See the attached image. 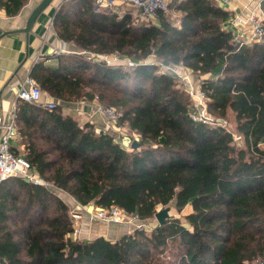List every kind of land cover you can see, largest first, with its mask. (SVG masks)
Returning <instances> with one entry per match:
<instances>
[{
	"label": "trees",
	"instance_id": "obj_1",
	"mask_svg": "<svg viewBox=\"0 0 264 264\" xmlns=\"http://www.w3.org/2000/svg\"><path fill=\"white\" fill-rule=\"evenodd\" d=\"M29 0H0L17 15ZM171 18L137 22L94 0H66L54 27L77 51L42 61L31 77L52 98H97L136 133L131 148L68 106L18 99L14 152L82 205H117L147 220L175 200L186 221L135 228L116 240L72 238L68 204L45 186L9 176L0 182V264H255L264 259V37L235 39L232 12L216 0H178ZM84 52V53H82ZM89 53L119 54L134 66ZM153 58V61L149 59ZM157 61L196 75L214 123L191 118L194 103ZM233 116L235 131L217 120ZM242 138V145L237 142ZM170 213V212H169Z\"/></svg>",
	"mask_w": 264,
	"mask_h": 264
},
{
	"label": "built area",
	"instance_id": "obj_2",
	"mask_svg": "<svg viewBox=\"0 0 264 264\" xmlns=\"http://www.w3.org/2000/svg\"><path fill=\"white\" fill-rule=\"evenodd\" d=\"M226 4L232 0H220ZM99 8L108 9L111 13L118 17H123L127 13H131L137 22L155 23L159 13L165 15L172 14L171 2L169 0H94ZM227 25L233 30L235 39L252 43L260 41L264 37V8L262 5L255 7L247 15H238L231 19ZM244 32L246 35L244 36ZM64 49L56 50L55 52H63ZM68 52V51H66ZM75 52V51H70ZM84 53V52H82ZM88 58L94 61H102L106 64H123L125 66H134L137 64L130 58H122L119 54L110 56L106 53H89ZM161 72L172 73L176 81H181L185 84V89L189 93L193 103L194 109L191 113V118L196 122L214 123V118L207 111V100L204 92L197 82L192 80V72L186 70L182 66H174L169 63L157 61ZM18 98L35 104H40L47 109L57 107L59 101L52 98L47 92L36 83V81L28 76L20 86L17 92ZM71 106H68L70 110ZM95 113L100 116L101 125L98 129L105 132H110L117 124L120 112L114 106H107L101 102L95 104ZM222 126L227 127L226 121L223 119L217 120ZM111 129V130H110ZM18 133L15 121V111L8 121L0 118V182L9 176L15 175L24 178L26 181L53 189L52 182L46 180L36 168H34L29 160L17 155L13 147L17 140ZM120 140V138L116 137ZM121 141V140H120ZM126 145V144H125ZM78 212L72 213L74 229L71 232L72 238L79 236L82 219L86 215L90 221H100L107 224H122L129 223L133 225V229L149 228L145 220L140 219L136 213H128L121 207L113 205L108 209L97 208L90 209L89 205H82L78 203ZM80 207V208H79Z\"/></svg>",
	"mask_w": 264,
	"mask_h": 264
},
{
	"label": "crops",
	"instance_id": "obj_3",
	"mask_svg": "<svg viewBox=\"0 0 264 264\" xmlns=\"http://www.w3.org/2000/svg\"><path fill=\"white\" fill-rule=\"evenodd\" d=\"M41 1L29 0L15 16H7L0 11V118L4 121L11 119L19 99L17 95L18 89L24 82V79L31 75L32 70L38 63L45 61L46 63L54 64L55 60L48 57L58 54L55 51L62 48L64 51L60 53H72L70 51L78 50L75 44L64 41L57 35L53 23L56 11L66 0H53L40 14L31 31L29 33L22 31L27 25L30 14ZM169 1L173 5L178 0ZM216 1L232 12L234 17L247 15L259 4L264 8V0H232L226 4L220 0ZM243 34L245 36L246 32ZM149 60L153 61L154 59L151 58ZM198 79L196 75L192 74L193 81L197 82ZM66 110L68 109H65L66 113H70ZM97 117L98 120H95L94 124L96 123L98 128L101 125V119L99 115ZM88 121L90 120H85L83 123L80 121V123L84 124ZM115 131H119L120 133L121 130L115 125L109 133L118 137V134L114 133ZM119 136L124 137L125 134L121 133ZM122 137L118 138L128 147L136 140L133 138L129 143L125 140V137ZM54 188L61 194V198L65 202L69 200L71 202L72 199L75 202L77 201L66 191L57 187ZM82 221V227L77 237L79 239H92L97 236H104L110 240H116L130 230L126 224L111 228L108 227L109 225H101L100 227L96 222L92 223L87 217L83 218Z\"/></svg>",
	"mask_w": 264,
	"mask_h": 264
},
{
	"label": "rangeland",
	"instance_id": "obj_4",
	"mask_svg": "<svg viewBox=\"0 0 264 264\" xmlns=\"http://www.w3.org/2000/svg\"><path fill=\"white\" fill-rule=\"evenodd\" d=\"M178 14H179V12L172 11V14H169L168 16L171 17V18H176V16ZM176 83L178 84V86H182V87L185 86V84L182 82V80L181 81H176ZM58 101H59V104H63L64 106L65 105L66 106H71L70 110H66V111L70 112L69 114L75 115L81 121V123H83V121H85V120H90L93 123L95 122V120H98V117H97L98 114L95 113V104L97 102H100V101L97 98H95L93 100L79 99L77 101H69L67 104L65 102H63L62 100H58ZM232 119H233V116L230 115L227 119H223V120L226 121L227 128L235 131V123H234V121ZM115 125L117 126V128H119L121 130L120 133H119V131H115L114 132L115 134H118L117 135L118 137H122V136H119V134L124 133L125 134V136H124L125 140L127 142H129V143H130L131 139H133V138L137 139L136 133L132 132L126 125H124V124H122L121 126L120 125L118 126V124H115ZM95 126L97 127L96 123H95ZM124 137H122V138H124ZM17 140L20 141V145H19L20 153L21 154H25V150H24L25 146H24V143H23V138L18 135ZM52 190L55 192V194H57L58 196L61 197V194H59V192L55 188H53ZM69 201H66V203L69 206V212H70V215L72 216V213L78 210V204H77V202H75L74 199H72L71 202H69ZM88 207L90 209H94V210L99 208L98 206H96L94 204H90ZM169 207L171 208L170 209V214L171 215H176L177 217H180V219L182 221H186L185 216L190 212V209H189L190 206H188L185 209H183V211L178 212L175 209V200H172L171 203L169 204ZM79 211H80V209L78 210V212ZM86 217L87 216L85 215L84 219ZM145 221L148 224V227H149L148 230H151L152 225L155 224L156 222H158L155 216L153 218L147 219ZM94 222H96L100 227H101V225H103V226L109 225L108 227L112 228V227H115V226L116 227H120V225H121V224H107V223H102L100 221H92V223H94ZM123 224H126V225L129 226L128 228L130 230H128V231L133 230L134 223H132V224L122 223L121 226H124ZM255 264H264V259L263 258H258L255 261Z\"/></svg>",
	"mask_w": 264,
	"mask_h": 264
},
{
	"label": "water",
	"instance_id": "obj_5",
	"mask_svg": "<svg viewBox=\"0 0 264 264\" xmlns=\"http://www.w3.org/2000/svg\"><path fill=\"white\" fill-rule=\"evenodd\" d=\"M53 0H42L32 11L30 14L28 20H27V25L22 31L25 33H29L31 29L33 28L35 22L37 21L38 17L40 14L52 3ZM237 142L242 145V138L237 137ZM140 146V143L137 140H134L131 144V148L135 149ZM170 207H164L163 209L159 210L156 214L155 217L158 221L159 224H163L165 220L170 216Z\"/></svg>",
	"mask_w": 264,
	"mask_h": 264
}]
</instances>
